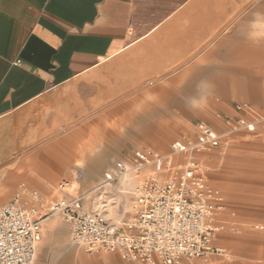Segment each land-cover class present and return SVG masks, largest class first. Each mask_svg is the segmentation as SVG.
<instances>
[{
    "label": "crops",
    "instance_id": "obj_1",
    "mask_svg": "<svg viewBox=\"0 0 264 264\" xmlns=\"http://www.w3.org/2000/svg\"><path fill=\"white\" fill-rule=\"evenodd\" d=\"M262 56L264 0H0V177L52 178L70 153L87 151L94 160L91 145L104 143L101 174L116 157L115 143L151 119L155 127L226 131L217 118L206 120L209 113L235 116L237 104H248L264 116L239 101H261ZM166 141L153 140L158 147ZM223 195L233 214L215 240L226 251L218 257L229 256L219 239L237 215Z\"/></svg>",
    "mask_w": 264,
    "mask_h": 264
},
{
    "label": "built area",
    "instance_id": "obj_2",
    "mask_svg": "<svg viewBox=\"0 0 264 264\" xmlns=\"http://www.w3.org/2000/svg\"><path fill=\"white\" fill-rule=\"evenodd\" d=\"M234 108L235 116L216 117L228 130L204 125L195 137L173 143L169 154L137 149L116 161L96 187L76 196L68 179L57 186L63 197L51 205L39 192L22 188L0 209V264H35L43 222L51 214L62 215L71 243L88 256L111 253L139 264H184L225 255L215 240L233 213L197 157L219 149L232 133L255 132L264 120L248 104ZM90 198L93 209L86 210Z\"/></svg>",
    "mask_w": 264,
    "mask_h": 264
},
{
    "label": "rangeland",
    "instance_id": "obj_3",
    "mask_svg": "<svg viewBox=\"0 0 264 264\" xmlns=\"http://www.w3.org/2000/svg\"><path fill=\"white\" fill-rule=\"evenodd\" d=\"M261 59L262 72L259 81L261 101L259 103L254 102L248 96L239 101L251 102L264 113V56ZM124 114H118V119L124 118ZM209 114L206 120L214 121V124H217L215 120L217 114L214 112ZM152 121V119L148 120V126L142 128H130L126 141L115 143L116 157L104 166L101 174H98L96 170L101 166L97 157L102 155L104 143H101L100 147L91 145L89 154L96 157L94 160L87 159V151L70 153L67 168L63 170L61 175L52 178H46L42 175L1 176L0 200L4 201L0 204V209L20 193L22 186L31 191H38L48 205L63 197V194L57 190V186L64 179L73 183V189L70 192L74 196L89 191L104 178L107 169L114 166L116 161L127 160L134 149L145 146L169 154L172 152V145L175 141L193 136L205 125L202 124L197 129L192 125L186 128H174L168 123L164 127H155L152 125ZM105 130L107 128L100 129L102 136ZM136 131H140L144 137H147L146 140H142ZM159 136L167 139L164 147H158L153 142ZM180 159L185 160L186 155L180 156ZM197 160L201 163L208 182L220 188L230 205L237 210L235 224L221 234L219 239V243L228 249L229 256H211V259L218 264H264V120L258 123L255 132L242 130L235 140L219 149L198 155ZM110 194L112 195L109 196L116 195L115 192ZM85 208L86 210L93 209L91 198L86 200ZM45 211L42 209L41 214L43 215ZM47 219V222H43L44 237L35 264L41 262L60 264L70 256L73 257L71 264H76L79 260H85L88 264L95 259H114L119 264H139L126 262L119 255L110 253H96L88 256L82 249L71 243L69 229L62 215L51 214ZM52 221L57 223V228L54 231L49 229L48 222ZM241 239L249 241L247 248L234 245V242ZM184 264H208V262L197 259L185 261Z\"/></svg>",
    "mask_w": 264,
    "mask_h": 264
},
{
    "label": "bare ground",
    "instance_id": "obj_4",
    "mask_svg": "<svg viewBox=\"0 0 264 264\" xmlns=\"http://www.w3.org/2000/svg\"><path fill=\"white\" fill-rule=\"evenodd\" d=\"M47 220H48V219H46L45 221H47ZM45 221H44V222H45Z\"/></svg>",
    "mask_w": 264,
    "mask_h": 264
}]
</instances>
